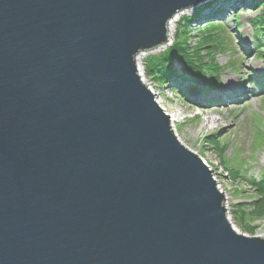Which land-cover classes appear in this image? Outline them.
Here are the masks:
<instances>
[{
  "label": "water",
  "instance_id": "95a60500",
  "mask_svg": "<svg viewBox=\"0 0 264 264\" xmlns=\"http://www.w3.org/2000/svg\"><path fill=\"white\" fill-rule=\"evenodd\" d=\"M211 0H0V264H264L140 78Z\"/></svg>",
  "mask_w": 264,
  "mask_h": 264
},
{
  "label": "rangeland",
  "instance_id": "374dc122",
  "mask_svg": "<svg viewBox=\"0 0 264 264\" xmlns=\"http://www.w3.org/2000/svg\"><path fill=\"white\" fill-rule=\"evenodd\" d=\"M263 4L264 0H258L255 6L249 2L236 5L219 17L208 15L209 3L203 6L199 21L188 25L187 47L191 53L200 43L202 31L207 30L206 25H221L214 29L221 31V36L216 37L220 48L215 47L211 52L209 48L197 51L202 63L210 65L214 60L220 68L218 87L209 88L201 82L199 86L191 84L192 87L178 89L153 75H146L148 57H158L180 41V22L183 18H193L198 8L183 11L172 29L168 45L142 56L139 61L145 77L161 94L159 100L170 112H181L178 123L181 144L213 171L212 177L224 194V206L232 226L245 236L261 238H264V216L255 213L260 196L251 180L259 181L264 175V90L254 84L252 78L256 75L259 80L264 79L261 76L264 74V34L256 33L250 20L260 15ZM223 38L227 41L221 46ZM195 57L194 54L192 59ZM195 62L199 63L197 59ZM173 68L183 71L179 63ZM228 77L234 82L231 85L225 83ZM213 92L220 95L213 97ZM199 94L209 95V103L198 105ZM215 104L218 107H212ZM207 115L219 119L220 126L205 129L203 119Z\"/></svg>",
  "mask_w": 264,
  "mask_h": 264
},
{
  "label": "trees",
  "instance_id": "16d2710c",
  "mask_svg": "<svg viewBox=\"0 0 264 264\" xmlns=\"http://www.w3.org/2000/svg\"><path fill=\"white\" fill-rule=\"evenodd\" d=\"M251 1L253 6L258 3V0ZM262 7L263 10L260 15L250 20V24L256 33L259 34H264V6ZM202 10L203 7L199 8L193 18L187 17L182 19L179 28L180 35L178 37L181 38L180 41L178 40L177 43H174L164 54L158 57H148L146 63V75L149 77L153 75L157 80H162L178 89L184 86L192 87L194 84L199 86L201 85V82L206 86L208 85L209 88L219 86L220 82L218 79L220 68H218L214 60L210 61V65L202 63V57L198 55L197 51H200L201 48H209L211 52L215 47L220 48V45H217L216 37L221 36V31H215L214 29L221 27V25H206L207 30L204 32L202 31L200 43L195 49H193L194 52L191 53L190 48L187 47V27L192 21H199L198 19ZM224 41H227V39L223 38L221 40V46ZM194 54L199 63L195 62L196 59H192ZM176 63H179L182 66L183 71H177L173 68V65ZM206 74L209 78H207ZM262 76L264 78V75ZM252 79H254V84H256L261 90L264 89L263 82L257 79V77H253ZM251 184L254 186L256 193L260 196L259 201L256 203L257 209L255 213L259 214V216H264V175L259 181L251 180Z\"/></svg>",
  "mask_w": 264,
  "mask_h": 264
},
{
  "label": "bare ground",
  "instance_id": "6f19581e",
  "mask_svg": "<svg viewBox=\"0 0 264 264\" xmlns=\"http://www.w3.org/2000/svg\"><path fill=\"white\" fill-rule=\"evenodd\" d=\"M248 2L250 4L252 1L251 0H211V1L207 2L208 4L206 3L204 5H207L208 6L209 3H210V7L211 8L208 11V15L222 17L226 13H228L229 10L234 9V7L236 5H240L241 6L244 3L245 4L246 3L248 4ZM203 6L198 7V9L201 8V7H203ZM182 12L178 13L177 15H175L168 22V25H167L168 39L171 38V36H172V29H173V27L175 26V24L177 22V18L179 17V15L182 14ZM208 15H206V16H208ZM140 58H141V55H139V57L136 60L140 78L142 79L143 84L152 93V95L154 97V100L158 104V106L170 117V127H171V130L175 134L177 140L181 143V138H180V135H179V132H178V123H179V117L181 116V112H178V111L170 112L166 108V106L163 104V102L159 100V98L161 97V94H159V93H157V91H155L154 87L151 86V84L149 83V81L145 77V72L142 70V68H141V66L139 64ZM225 83H226V85H231V83H234V82L231 81V78L228 77V78L225 79ZM219 95H220L219 92H216V93L213 92L211 94V96H213V97L219 96ZM208 97H209V95L199 94V95H197L198 101H196V103H198V105H204L208 101L207 100ZM208 103L209 102H207V104ZM202 109L205 110L206 108L203 107ZM207 116H206V118L203 119V127L205 129L212 130L215 127H219L220 126V120L219 119L211 118L209 115H207Z\"/></svg>",
  "mask_w": 264,
  "mask_h": 264
},
{
  "label": "built area",
  "instance_id": "2783aa9c",
  "mask_svg": "<svg viewBox=\"0 0 264 264\" xmlns=\"http://www.w3.org/2000/svg\"><path fill=\"white\" fill-rule=\"evenodd\" d=\"M168 44H166V45H164V46H162V47H165V46H167ZM161 48V47H160ZM159 49V48H158ZM149 53H151V52H149ZM149 53H142V54H140L141 55V57L142 56H147ZM139 57V56H138ZM137 57V58H138ZM151 86L153 87V85L151 84ZM218 189L221 191V188L218 186Z\"/></svg>",
  "mask_w": 264,
  "mask_h": 264
}]
</instances>
